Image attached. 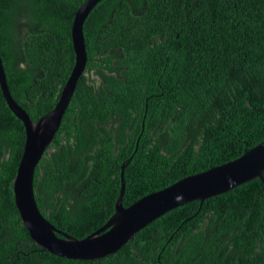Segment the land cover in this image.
Segmentation results:
<instances>
[{
  "label": "trees",
  "instance_id": "16d2710c",
  "mask_svg": "<svg viewBox=\"0 0 264 264\" xmlns=\"http://www.w3.org/2000/svg\"><path fill=\"white\" fill-rule=\"evenodd\" d=\"M86 1L0 0L7 83L35 122L71 75ZM84 35L85 74L35 170L38 207L57 229L83 239L103 226L131 157L125 207L264 142V0H101ZM25 141L0 88V264H264L260 180L169 211L103 259L45 252L13 191Z\"/></svg>",
  "mask_w": 264,
  "mask_h": 264
},
{
  "label": "water",
  "instance_id": "95a60500",
  "mask_svg": "<svg viewBox=\"0 0 264 264\" xmlns=\"http://www.w3.org/2000/svg\"><path fill=\"white\" fill-rule=\"evenodd\" d=\"M101 0H87L75 13L72 24V44L75 63L62 88L59 100L48 114L37 122L12 97L0 56V88L11 112L24 124L26 141L24 153L14 180V196L22 221L31 239L45 252L69 260H98L117 253L143 228L164 214L187 203L203 202L253 180L264 188V142L246 151L236 160L207 171L185 177L169 187L143 197L128 207L123 205L126 190L125 169L121 166V191L114 214L99 229L78 239L52 225L40 211L34 191L36 167L53 144L72 101L79 79L88 62L84 23ZM138 147V144H137ZM49 151V150H48Z\"/></svg>",
  "mask_w": 264,
  "mask_h": 264
},
{
  "label": "flooded vegetation",
  "instance_id": "af4514ba",
  "mask_svg": "<svg viewBox=\"0 0 264 264\" xmlns=\"http://www.w3.org/2000/svg\"><path fill=\"white\" fill-rule=\"evenodd\" d=\"M86 73H87V75H89L88 72H86ZM95 73H96L95 69H92V70H91V74H95Z\"/></svg>",
  "mask_w": 264,
  "mask_h": 264
}]
</instances>
